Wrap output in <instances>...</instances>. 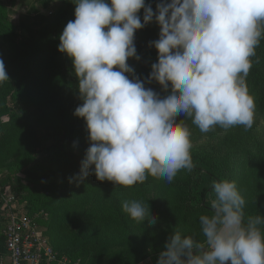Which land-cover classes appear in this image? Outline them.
Masks as SVG:
<instances>
[{
    "label": "clouds",
    "instance_id": "obj_1",
    "mask_svg": "<svg viewBox=\"0 0 264 264\" xmlns=\"http://www.w3.org/2000/svg\"><path fill=\"white\" fill-rule=\"evenodd\" d=\"M72 2L75 19L60 34L58 50L72 60L82 100L74 115L84 119L90 141L78 183L94 173L131 187L148 175L170 183L181 169L191 172V132L176 121L180 116L203 133L252 128L256 105L246 77L264 35V0H159L155 13L145 0ZM153 19L160 27L150 42L157 61L142 81L126 61L140 59L134 34ZM153 80L166 96L145 87ZM213 190L211 214L199 217L207 246L173 231L156 264H264V216L244 222L245 199L235 181L216 182ZM122 209L138 222H156L148 202L124 201Z\"/></svg>",
    "mask_w": 264,
    "mask_h": 264
},
{
    "label": "rangeland",
    "instance_id": "obj_2",
    "mask_svg": "<svg viewBox=\"0 0 264 264\" xmlns=\"http://www.w3.org/2000/svg\"><path fill=\"white\" fill-rule=\"evenodd\" d=\"M145 3L155 13L159 0ZM75 7L72 0H0V60L9 77L0 83V209L13 197L15 206L36 219L38 231L79 264H156L176 230L206 245L199 217L212 212L216 181H235L245 199V223L264 216V113L257 108L248 130L216 126L203 133L192 118L177 117L190 129L194 167L191 172L181 169L170 183L148 175L131 187L97 179L89 186L65 176L66 154L81 158L90 144L84 119L74 115L82 104L78 79L70 57L58 50L60 34L75 19ZM138 15L143 22V9ZM159 32L154 19L136 30L140 59L128 60L146 63L151 71L157 50L150 42ZM251 73L252 68L246 85L254 97ZM134 75L143 81L149 73ZM145 87L161 98L168 94L154 80ZM207 186L206 208L198 205L190 212L180 206ZM133 200L149 203L154 224L123 211L122 203ZM259 227L264 235V225Z\"/></svg>",
    "mask_w": 264,
    "mask_h": 264
},
{
    "label": "built area",
    "instance_id": "obj_3",
    "mask_svg": "<svg viewBox=\"0 0 264 264\" xmlns=\"http://www.w3.org/2000/svg\"><path fill=\"white\" fill-rule=\"evenodd\" d=\"M13 197L2 203L0 236L3 251L0 264H79L55 251L48 238L37 229L36 219L13 204Z\"/></svg>",
    "mask_w": 264,
    "mask_h": 264
},
{
    "label": "trees",
    "instance_id": "obj_4",
    "mask_svg": "<svg viewBox=\"0 0 264 264\" xmlns=\"http://www.w3.org/2000/svg\"><path fill=\"white\" fill-rule=\"evenodd\" d=\"M253 61L252 64V73L250 77V89L254 95L255 98V105L256 108L264 113V35H262L260 39V43L256 48V56L251 58ZM257 59L259 62H257ZM70 62L72 63V60L70 58ZM126 63L134 68V72L146 76L148 73H150L149 70V65L144 63V64H139L137 65L135 62H132L130 60H127ZM84 156L80 158L75 153H67L66 154V169L67 171L65 172V176L70 175L71 177L75 178L79 172H80V163ZM264 167V166H263ZM210 176V174H207ZM96 179L95 174H89V176H86L84 179V182L82 184H86L89 186H92L95 182L94 180ZM217 182V181H216ZM211 189V186L203 187L200 192L198 193V196L194 195L191 196L188 201L186 202H180V206L183 207L185 211H194L196 210V207L198 205L201 206V208H206L207 206V199L209 198V191ZM3 210L2 208L0 209V225L3 223ZM50 245L52 248L59 252L60 254L63 253L62 251L58 250L48 238ZM207 246V245H205ZM0 251H3V238L0 236Z\"/></svg>",
    "mask_w": 264,
    "mask_h": 264
}]
</instances>
